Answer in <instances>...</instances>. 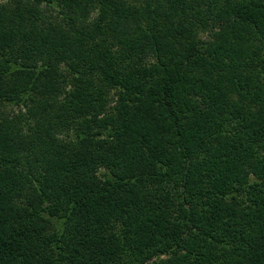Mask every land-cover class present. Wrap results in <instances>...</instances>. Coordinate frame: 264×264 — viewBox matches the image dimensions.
Listing matches in <instances>:
<instances>
[{
    "label": "trees",
    "instance_id": "obj_1",
    "mask_svg": "<svg viewBox=\"0 0 264 264\" xmlns=\"http://www.w3.org/2000/svg\"><path fill=\"white\" fill-rule=\"evenodd\" d=\"M0 100V264H264V0H0Z\"/></svg>",
    "mask_w": 264,
    "mask_h": 264
},
{
    "label": "rangeland",
    "instance_id": "obj_2",
    "mask_svg": "<svg viewBox=\"0 0 264 264\" xmlns=\"http://www.w3.org/2000/svg\"><path fill=\"white\" fill-rule=\"evenodd\" d=\"M41 7H42L43 14H45V16H47V17L59 18L61 16L60 14L57 13V11L52 10L48 6L42 5ZM95 14H96V12L92 11L90 13L88 20H91L92 18H94ZM200 36H201V38L206 37V32H202V34ZM149 60H152V59H148V62H149ZM59 72H60L61 76H64L67 80L71 79V73L67 70V68H65L64 65L59 66ZM20 108H21V106H19V105L8 103V102L0 100V117L2 115H9V114H12L14 112H17ZM71 135H72V133H70V136Z\"/></svg>",
    "mask_w": 264,
    "mask_h": 264
}]
</instances>
